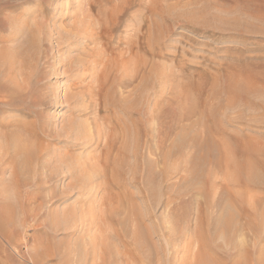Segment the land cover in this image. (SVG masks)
<instances>
[{
    "label": "rangeland",
    "instance_id": "374dc122",
    "mask_svg": "<svg viewBox=\"0 0 264 264\" xmlns=\"http://www.w3.org/2000/svg\"><path fill=\"white\" fill-rule=\"evenodd\" d=\"M0 264H264V0H0Z\"/></svg>",
    "mask_w": 264,
    "mask_h": 264
},
{
    "label": "bare ground",
    "instance_id": "6f19581e",
    "mask_svg": "<svg viewBox=\"0 0 264 264\" xmlns=\"http://www.w3.org/2000/svg\"><path fill=\"white\" fill-rule=\"evenodd\" d=\"M58 17V16H57ZM59 17H60V15H59ZM86 29V28H85ZM82 30V29H81ZM88 38V37H87ZM84 46V45H83ZM169 69V68H168ZM67 130V129H66ZM74 130V129H73ZM69 131H71V130H69ZM66 134V133H65ZM73 134V133H72ZM75 134V133H74ZM68 135H69V133H68ZM139 136V135H138ZM136 151V150H135ZM136 157V156H135ZM104 176H106V175H104ZM89 179V178H88ZM84 185H85V187H84V189H86V188H89L88 186H90V182L89 183H87V182H85L84 183ZM91 187V186H90ZM83 191V190H82ZM83 193V192H82ZM74 221V220H73ZM66 226V225H65ZM57 227V226H56ZM64 228V227H63ZM99 231V230H98Z\"/></svg>",
    "mask_w": 264,
    "mask_h": 264
}]
</instances>
